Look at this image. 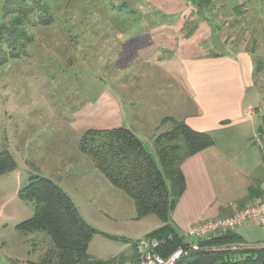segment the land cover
<instances>
[{"label": "rangeland", "instance_id": "374dc122", "mask_svg": "<svg viewBox=\"0 0 264 264\" xmlns=\"http://www.w3.org/2000/svg\"><path fill=\"white\" fill-rule=\"evenodd\" d=\"M26 1L36 4L38 9L29 15L12 11L0 18V22L11 24L32 40L23 55L21 52L18 58L9 57L0 68V152L8 149L17 162L14 173L0 175V264L36 263L51 247L43 234H24L17 230L20 223L34 215L32 204L23 202L18 195L33 175L57 182L83 219L97 231L88 250L93 260L129 262L137 253L135 245L158 230L162 222L155 215L136 219L133 202L113 188L90 160L79 153L80 139L72 122L82 103L90 109L103 91L113 93L114 76L127 77L131 51L128 42L123 39L120 42L119 37L150 32L146 31L151 28L149 20L160 17L150 3L154 5L159 0ZM186 1L193 12L192 18L198 22L209 20L210 24L211 17H227L232 10L228 7L234 5V0ZM247 1L257 4L250 11L256 21L262 19L263 30L251 24L253 19L248 23L252 29L256 28L259 36L264 35V0ZM134 12L133 23L134 17L129 14ZM134 24H138L136 29ZM191 27L195 28L192 33ZM197 27L198 24L187 22L184 34H194ZM255 31L251 34V44ZM2 43L8 52V46ZM261 58L264 59L256 60L255 80L264 94ZM115 91L122 96V91ZM128 95V91L123 92L124 101H128L125 100ZM257 106L260 108L257 120L244 125L246 138L239 135V130L212 135L216 145L211 150L213 160L225 154L230 161L214 160L217 170L211 173L215 176L220 173L225 182H230V175L235 172L232 156L246 159L242 162L251 174L249 178L264 174V133L258 132L260 129L264 132V104L260 101ZM171 127L172 123L166 121L157 136ZM245 144L256 150L245 151ZM144 145L155 156L153 144L145 141ZM217 182L220 185V180ZM123 199L130 203L127 210L123 209ZM184 238L195 241L188 235ZM262 247L248 245L234 252L228 246L220 252L237 253L235 259H242L249 251Z\"/></svg>", "mask_w": 264, "mask_h": 264}, {"label": "crops", "instance_id": "0c3cea01", "mask_svg": "<svg viewBox=\"0 0 264 264\" xmlns=\"http://www.w3.org/2000/svg\"><path fill=\"white\" fill-rule=\"evenodd\" d=\"M4 3L5 0H0V18ZM150 4L160 13V17L149 20L151 28L146 31L150 32L119 37L120 42L122 39L128 42L131 51L127 77L114 76L113 93L103 91L94 107L89 109L82 103L74 113L73 130L79 139L88 130L124 127L155 148L157 132L169 118L185 121L193 130L211 136L239 130V135L246 138L244 125L257 120L260 112L257 104L260 101L264 104L262 88L255 80L256 60L264 57V35L259 36L248 23L253 19L251 24L263 30L262 19L256 21L250 11L257 4L234 0L233 7H228L232 9L229 17H211V24L209 20L198 22L192 18L186 0H159ZM222 7L226 8L225 3ZM187 22L198 24L189 36L184 34ZM115 89L122 91V96L128 91L129 98H125L128 101ZM258 132L264 133L261 129ZM215 147L214 144L182 165L186 190L171 216V224L181 236L185 237L200 221L233 215L238 207L256 197L264 182V174L248 177L251 174L242 157L232 156L236 166L230 182L221 180L220 173L213 175L211 171L217 170L214 160L230 161L225 154L213 160L211 150ZM244 150L256 149L245 144ZM256 187L259 190L251 192ZM220 195L224 197L219 198ZM122 206L124 210L131 207L125 199ZM233 232L246 245L264 244V231L254 220Z\"/></svg>", "mask_w": 264, "mask_h": 264}, {"label": "trees", "instance_id": "16d2710c", "mask_svg": "<svg viewBox=\"0 0 264 264\" xmlns=\"http://www.w3.org/2000/svg\"><path fill=\"white\" fill-rule=\"evenodd\" d=\"M37 9L36 4L30 5L26 0H5L2 13L5 16L16 11L29 15ZM118 11L120 12L119 9ZM129 15L134 17V23L135 12ZM21 23L22 21L19 24ZM137 25L134 24L133 28ZM194 29L190 28L191 33ZM0 41L9 48L7 52L0 44L1 68L8 62L9 57L18 58L23 55L32 40L11 24L0 22ZM167 121L172 123V127L156 136L155 156L132 130L124 127L88 130L78 143L79 153L90 160L93 168L113 188L133 202L136 219L150 215L160 219L162 227L146 238L172 236L171 241L161 251L164 256L180 247L189 246L186 238L178 234L171 224L172 213L186 190L182 165L189 158L215 144L210 134L193 130L185 121L171 118ZM16 169L15 157L8 150L0 152V175L10 174ZM255 190L258 191L259 188H251V192ZM260 194L261 189L256 197ZM18 195L23 202L32 204L34 215L20 223L17 230L24 234H43L51 247L36 263L13 261L11 264L125 263L102 262L89 256V245L97 231L83 219L73 200L57 182L33 175L19 190ZM250 202L237 210L243 209ZM229 243H243V239L234 232H229L205 239L199 245L211 249ZM249 252L242 259H235L237 253L202 249L186 253L176 264H264V247ZM137 258L135 253L131 261H136Z\"/></svg>", "mask_w": 264, "mask_h": 264}, {"label": "built area", "instance_id": "2783aa9c", "mask_svg": "<svg viewBox=\"0 0 264 264\" xmlns=\"http://www.w3.org/2000/svg\"><path fill=\"white\" fill-rule=\"evenodd\" d=\"M251 220L256 221L264 231V182L261 187V194L255 197L243 209L236 211L233 215L228 217L206 219L194 224L187 235L195 241L189 242L188 248L180 247L169 255L164 256L161 254V251L162 249H165L167 243L171 241L172 236L150 239L144 238L136 245L138 255L137 260L125 262L123 264H176L177 261L188 252L199 251L202 249L206 251H222V249L227 248L228 246L235 252L248 245L245 243H230L226 246H216L209 249L201 247L199 242L220 234L233 232Z\"/></svg>", "mask_w": 264, "mask_h": 264}]
</instances>
